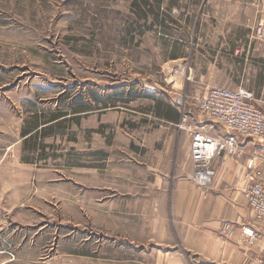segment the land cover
Returning a JSON list of instances; mask_svg holds the SVG:
<instances>
[{"label":"rangeland","instance_id":"rangeland-1","mask_svg":"<svg viewBox=\"0 0 264 264\" xmlns=\"http://www.w3.org/2000/svg\"><path fill=\"white\" fill-rule=\"evenodd\" d=\"M134 2L0 0V264H221L186 247L165 178L192 172L179 109L204 120L210 87L264 109V41L217 55L176 3L163 25Z\"/></svg>","mask_w":264,"mask_h":264},{"label":"crops","instance_id":"crops-1","mask_svg":"<svg viewBox=\"0 0 264 264\" xmlns=\"http://www.w3.org/2000/svg\"><path fill=\"white\" fill-rule=\"evenodd\" d=\"M137 1L145 2V6H142L147 15L144 16L145 20L154 24H165V10H172L175 6L172 4L176 3L178 11L183 12L177 18L178 23L189 29L191 26L188 25H192L194 40L213 41L217 55L233 53V41H237L244 49L255 26L264 18V0H253L252 10L255 13L252 16L248 13L251 9L250 2L248 1V6L244 8L242 0H192L193 4L188 5L190 10L193 8L192 15L186 13L189 10L186 11L184 0ZM151 7L160 13L159 20H154V14L149 11ZM238 48L237 46L236 50ZM163 119L165 120V116ZM192 120H195L193 116ZM204 122H207L206 118ZM186 134L189 135V154L191 135ZM255 148L254 142L247 139L238 154L222 153L217 156L213 161L216 176L207 190L194 181L193 165L192 172H189L186 178L184 176L172 182V189L171 181L165 178V192L169 201H172L169 213L184 218L185 226L181 232L186 247L213 258L217 263L252 264L254 255L264 254V219L255 218L244 196V190L249 184L246 161ZM189 159L191 162V155ZM225 220L238 223L237 239L241 236L240 226L252 225L258 232L254 244L236 240L221 243L218 230Z\"/></svg>","mask_w":264,"mask_h":264},{"label":"built area","instance_id":"built-area-1","mask_svg":"<svg viewBox=\"0 0 264 264\" xmlns=\"http://www.w3.org/2000/svg\"><path fill=\"white\" fill-rule=\"evenodd\" d=\"M258 37L264 41V18L258 23ZM191 74V72H190ZM200 113L207 119L192 120L190 111L179 109L182 123L189 131L193 179L201 187H210L216 176L214 159L222 153L241 152L247 139L256 145L246 161L249 184L244 196L257 220L264 219V109L257 103L252 90L244 87L214 85L197 100ZM186 109V108H185ZM192 120V121H191ZM230 220L223 221L221 233L230 240L254 244L258 232L249 224L240 226ZM252 264H264V254L254 255Z\"/></svg>","mask_w":264,"mask_h":264},{"label":"trees","instance_id":"trees-1","mask_svg":"<svg viewBox=\"0 0 264 264\" xmlns=\"http://www.w3.org/2000/svg\"><path fill=\"white\" fill-rule=\"evenodd\" d=\"M134 4L137 5L138 7H141V8H143L142 6H145L144 1H142V3H139L137 0H135ZM149 11L154 14V20H159L158 17L160 16V13L156 9L151 7L149 9ZM143 12H144V16H147L145 10ZM140 16H142V15H140ZM146 96H153V95L151 93H146ZM56 119H58V118H54L53 120H56ZM167 119L174 120V121L178 120V114L176 113V111L172 107H169V115H167Z\"/></svg>","mask_w":264,"mask_h":264}]
</instances>
